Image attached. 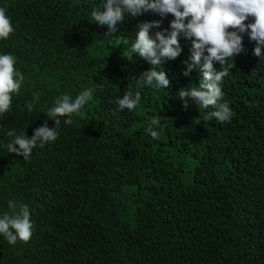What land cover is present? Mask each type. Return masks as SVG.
Masks as SVG:
<instances>
[{
  "label": "trees",
  "instance_id": "obj_1",
  "mask_svg": "<svg viewBox=\"0 0 264 264\" xmlns=\"http://www.w3.org/2000/svg\"><path fill=\"white\" fill-rule=\"evenodd\" d=\"M104 2L0 0L14 28L0 54L24 74L8 119L0 115V215L11 199L28 205L32 223L27 243L0 235V264H264V59L255 42L243 34V50L224 66L231 122L205 121L211 108L189 97L185 109L178 96L202 78L203 58L183 74L191 49L183 35L181 54L158 69L166 89L137 88L134 77L151 65L125 58L140 23L162 20L154 36L172 15L126 14L108 36L91 18ZM85 88L95 90L86 115L73 114L71 125L61 117L55 142L28 160L3 147L9 130L32 136L58 97ZM130 90L140 92L137 109L118 111L116 97ZM152 118L161 121L155 140Z\"/></svg>",
  "mask_w": 264,
  "mask_h": 264
},
{
  "label": "clouds",
  "instance_id": "obj_2",
  "mask_svg": "<svg viewBox=\"0 0 264 264\" xmlns=\"http://www.w3.org/2000/svg\"><path fill=\"white\" fill-rule=\"evenodd\" d=\"M153 12L159 16L172 15L173 19L168 28L160 29L162 20L144 21L139 24V30L125 58L132 60L134 54L146 60L151 68L134 77L137 88L149 86L156 89H166L170 80L165 71L158 70L162 62L176 59L182 52L180 36L183 35L191 42L190 57L184 63L187 67L184 75L189 76L196 65L201 63L202 78L199 86L182 88L178 96L183 99L184 107L191 102L200 109H209L205 121L215 119L221 124L231 122L234 112L228 102L223 101L222 84L228 76V67H224L235 55L243 50V34H247L256 47L253 54L264 59V0H105L102 8H94L91 12L93 21L108 26L111 36L116 33L117 23L125 15L136 17L145 12ZM251 18V22L249 19ZM14 31L12 21L7 15L6 8L0 7V39H6ZM127 44V40H119L116 46ZM219 63L221 67L214 65ZM16 58L11 54H0V115L10 113L13 95H19L24 82V74L16 67ZM233 67V65H229ZM92 88L81 90L73 99L70 95H62L55 100L53 106L46 109L47 120L43 126L37 127L32 136L26 133L17 135L14 129L7 135L12 138L3 147L9 153H15L28 160L37 146L53 143L58 138V128L61 117H68L65 124L73 123L72 116L76 114L83 118L86 113L84 106L93 98ZM39 103V94L33 97ZM141 100L140 92L131 90L122 97H116L114 103L117 110L134 112ZM251 106V105H250ZM34 108L33 103L27 105L29 112ZM48 120L55 122V127L48 126ZM161 121L152 118L146 132L155 140ZM18 146V147H17ZM0 235L10 245L17 241L27 243L32 236V223L28 205H17L14 200L8 201V211L0 215Z\"/></svg>",
  "mask_w": 264,
  "mask_h": 264
},
{
  "label": "water",
  "instance_id": "obj_3",
  "mask_svg": "<svg viewBox=\"0 0 264 264\" xmlns=\"http://www.w3.org/2000/svg\"><path fill=\"white\" fill-rule=\"evenodd\" d=\"M7 119H8V115L6 113H4L3 120L6 121Z\"/></svg>",
  "mask_w": 264,
  "mask_h": 264
}]
</instances>
